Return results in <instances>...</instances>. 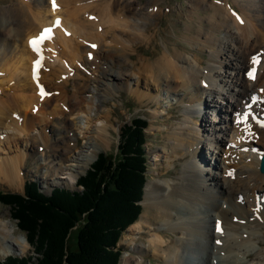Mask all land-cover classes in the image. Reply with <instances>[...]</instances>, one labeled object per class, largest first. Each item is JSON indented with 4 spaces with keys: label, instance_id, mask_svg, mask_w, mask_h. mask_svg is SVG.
<instances>
[{
    "label": "bare ground",
    "instance_id": "1",
    "mask_svg": "<svg viewBox=\"0 0 264 264\" xmlns=\"http://www.w3.org/2000/svg\"><path fill=\"white\" fill-rule=\"evenodd\" d=\"M166 13L162 0H55V7L53 0L0 4V154L3 146L18 151L0 159V178L20 182L21 167L42 149L45 179L55 175L54 184L77 182L76 175L92 158L77 151L74 115L91 113L104 95L124 88L141 103L159 107L165 86L172 92L193 86L188 99L178 100L183 117L177 106L168 115L173 120L166 124L168 141L156 153V159L165 160L160 166L163 179L147 181L142 201L152 210L131 225L140 237L146 236L147 244L137 246V256L125 254L121 264H145V250L159 257V264H184L193 246L202 250L203 244L198 264H264V128L255 122L264 112V0L190 1L187 16L199 26L187 24L184 36L211 49L206 64L198 57L190 63L177 48L138 55L141 44L152 42ZM57 19L59 25L54 24ZM47 28L55 34L45 43L46 57L34 77L37 55L30 41ZM256 56L262 60L253 80L248 73ZM88 65L97 68L98 77L86 75ZM70 78L96 84L92 88L78 81L70 93ZM85 89L94 96H83ZM206 94L216 101L226 99L228 115L216 103L213 109L204 107L218 112L223 126L216 124L217 118H207L208 110L202 113ZM249 109L248 122H239ZM110 114H104V126L91 131L97 139L87 142L89 150L95 141L110 143ZM47 128L51 138L56 135L54 143ZM207 142L211 157L223 161L222 171L203 155ZM245 146L256 154L242 151ZM21 234L0 215V257L26 252L29 242Z\"/></svg>",
    "mask_w": 264,
    "mask_h": 264
},
{
    "label": "trees",
    "instance_id": "2",
    "mask_svg": "<svg viewBox=\"0 0 264 264\" xmlns=\"http://www.w3.org/2000/svg\"><path fill=\"white\" fill-rule=\"evenodd\" d=\"M148 127L142 117L127 124L118 153H100L78 178L81 189L56 187L48 195L38 183L27 181L24 193L0 190V200L11 207L38 254L36 260L11 255L0 264H120L119 242L143 212ZM77 226V246L71 248L70 235Z\"/></svg>",
    "mask_w": 264,
    "mask_h": 264
},
{
    "label": "rangeland",
    "instance_id": "3",
    "mask_svg": "<svg viewBox=\"0 0 264 264\" xmlns=\"http://www.w3.org/2000/svg\"><path fill=\"white\" fill-rule=\"evenodd\" d=\"M10 0H0V4H7ZM140 2H145L146 0H139ZM190 1L191 0H162L164 8L167 9V13L162 16L160 26H158V32L156 33L154 39L152 42L147 44H141L139 47L137 53L139 56L143 57H151L150 54H159L164 52L167 48H177L182 54L189 59L190 63H196L197 57L202 59L204 63L206 64L209 58L210 48L205 47L203 45H199L193 42H190L186 35V27L187 24L189 25H195L196 27L198 25V20H191L187 16V12L190 7ZM209 1H215L220 3H225L226 0H209ZM199 14H204V12L201 10L198 11ZM196 18L198 16L196 15ZM224 33H219L218 36H222ZM236 34H234L235 36ZM102 51V50H101ZM141 52V53H140ZM197 54V56L195 55ZM137 55V56H138ZM89 58L92 59L89 55ZM102 61V60H100ZM185 64V63H184ZM188 64V63H186ZM185 64V65H186ZM88 68V77L90 78H96L98 77V72L96 71L97 68L93 66H87ZM92 69V70H91ZM74 74H72L73 76ZM62 79V78H61ZM56 80V79H55ZM54 80V83L55 82ZM59 81V80H58ZM85 83L88 85V87L96 84V82H89L85 80H77V84L79 83ZM73 80V78H70V82L68 83V91L70 93L73 92L74 84H76ZM51 84V85H53ZM125 89V88H124ZM121 92L116 91L113 94H106L103 96V101H99L100 107L98 108L97 105L93 106L92 110L89 112H81L80 114H76L73 116L72 120V126L75 130V133L80 137V144L77 148V151H79L83 158L84 156H88L92 158V163L89 166L83 167L81 172L76 175V181L77 179L84 175L89 168H91L94 161L97 159L98 155L100 153H107L108 155H116L119 150V144L121 142V134L122 129L126 127L127 124H130L133 119L137 117L145 118L148 123L149 127L147 128V143H146V151L148 153V180L154 179V178H161L163 177L160 175V166H164L165 160L164 159H156V153L157 149L160 147H163L164 144L168 141L167 137H165L167 125L171 122H173L172 119H168V115L174 111L172 107L177 106L178 109L176 110V113L178 114L179 118L183 117L184 108L183 104L179 103V98H189L191 96L190 92L193 91V86L190 88H180L177 92H172L169 87L165 86L163 89V95H161L159 102V107H150L149 105H146L144 103H141L134 94H132L131 90L125 89ZM192 89V90H191ZM55 90V89H54ZM190 90V91H189ZM83 96L91 98V96H94V93L89 92L87 89L82 91L81 93ZM98 98V96H97ZM99 99V98H98ZM214 96H208L207 94L204 96L203 105L201 106V111L204 113L208 110L206 105L210 106L209 109H213L214 105L216 103V107L220 108L223 111V115L227 114L229 112L228 109V103L226 99H220L222 101H216L214 100ZM87 100H84V103H86ZM205 101V103H204ZM216 101V102H215ZM98 102V101H97ZM227 104V105H226ZM183 109V110H182ZM205 109V111H204ZM107 111H111L110 121L108 123L112 124L110 127H108V131L110 132V143L107 145H101L98 144V142L95 141L96 146H93L90 150L86 147L87 142L93 139H97V134H93L91 132L94 129L104 126L106 121V117L104 114L107 113ZM89 113V114H87ZM213 112L211 110L207 111V115L209 119H215L217 125H224V123L220 122V116L217 114L218 112L212 114ZM228 115V114H227ZM167 117V118H166ZM56 119V118H54ZM157 120V121H156ZM169 120V121H168ZM211 122H209L210 124ZM167 124V125H166ZM37 126V125H36ZM50 126V123H49ZM87 127V128H86ZM208 127H211L209 125ZM90 129V130H89ZM35 131H38L35 130ZM46 135L52 143L56 140L54 135L52 138L50 137L51 131L49 128L45 130ZM163 134V135H162ZM224 135L221 133V136ZM226 136V135H225ZM26 137V136H25ZM101 143H103L101 140H99ZM209 142V141H208ZM205 145V151L203 150V155L211 157L212 150H208V147L211 146L209 143ZM235 147V145L233 146ZM93 149L95 151H93ZM244 151H250L249 154H253L254 156L256 153L253 151V149H249V147L242 148ZM1 150L3 153L0 154V159H2L4 156H6L8 153L10 155H17L18 151H14V148H11V152H9V149L6 146L1 147ZM239 150V149H238ZM13 151V152H12ZM37 156L35 158H28L26 164L21 167V176H23L22 180L17 183L10 184L8 183L4 178H0V190H3L5 192H18V193H24L25 190V183L27 181H33L38 183L39 187L45 194H51V191L56 187H63L67 188L69 190H78L81 189L80 186L77 185V182H71L70 184L61 183V184H54L55 181H58V179L55 177V175H50L48 179H45L43 177V171H45L43 162L44 160L39 157L40 153L42 152V149L38 150ZM89 159H84L85 161ZM208 161V159H207ZM213 161V162H212ZM211 162H216L217 165L220 166V171H222L224 163L223 161L217 159L215 160V156L211 157ZM72 164H76V161H71ZM206 165V164H203ZM179 166V164H178ZM73 168V166H71ZM173 169V168H172ZM70 172V171H68ZM67 175H70L67 173ZM3 177V176H2ZM51 177V179H50ZM147 180V181H148ZM53 181V184H52ZM145 198V192L143 196V200ZM142 200V201H143ZM152 208H147L145 205H143V212L144 214L147 211H151ZM0 215L4 216L7 221L10 223H14L17 226V231L19 233H22L21 236H25V232H23L20 227L18 226V221L13 218L12 216V209L7 204L3 203L0 200ZM140 215V217H141ZM11 216V217H9ZM12 220V221H11ZM139 220V219H138ZM137 220V221H138ZM80 224L79 226H81ZM79 226L75 227L72 234L70 235L69 244L71 248H75L77 246V236H78V228ZM27 238V237H26ZM27 240V239H26ZM29 242V241H28ZM147 244L146 236H139L137 233L136 228H133L130 226L123 234L121 241L119 242V247L122 250V257L129 253L131 256L138 255L137 254V246L145 247ZM27 250L25 253L21 254H13L14 256H34L33 260H36V257L38 254L35 251V247L32 244H28ZM220 245L219 243H216L215 246ZM202 250L197 247L193 246L191 252L189 251V259L186 258L185 263L186 264H198L199 257L202 255L205 249V245L203 244ZM147 252V253H146ZM144 255V263L145 264H159L160 258L156 257L154 254H152V251H146L145 250ZM218 254H216L217 256ZM11 256V255H9ZM6 257H0V261H4ZM188 259V260H187ZM184 263V264H185ZM121 264V260H120Z\"/></svg>",
    "mask_w": 264,
    "mask_h": 264
},
{
    "label": "snow or ice",
    "instance_id": "4",
    "mask_svg": "<svg viewBox=\"0 0 264 264\" xmlns=\"http://www.w3.org/2000/svg\"><path fill=\"white\" fill-rule=\"evenodd\" d=\"M53 6L55 7V0H53ZM239 19V17H238ZM243 21H241L242 23ZM57 24H59V21H57ZM50 33H51V29H45L44 32L37 38H34L32 41H30V43L32 44L34 50L37 52V53H41L42 52V49L39 47V45L43 42L44 39H47V38H50ZM252 62L253 64H257L259 62V57L256 56V57H253L252 58ZM36 64L39 65L40 64V61H36ZM254 72H255V68H253L249 73L248 75L252 78H254ZM41 94L43 95V89H41ZM264 126V125H262ZM231 174V173H230Z\"/></svg>",
    "mask_w": 264,
    "mask_h": 264
},
{
    "label": "water",
    "instance_id": "5",
    "mask_svg": "<svg viewBox=\"0 0 264 264\" xmlns=\"http://www.w3.org/2000/svg\"><path fill=\"white\" fill-rule=\"evenodd\" d=\"M261 171L264 173V156L261 162Z\"/></svg>",
    "mask_w": 264,
    "mask_h": 264
}]
</instances>
